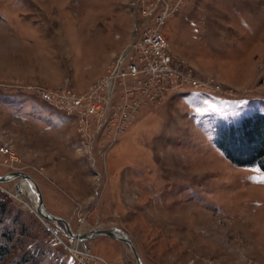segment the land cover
<instances>
[{"label":"rangeland","instance_id":"rangeland-1","mask_svg":"<svg viewBox=\"0 0 264 264\" xmlns=\"http://www.w3.org/2000/svg\"><path fill=\"white\" fill-rule=\"evenodd\" d=\"M155 2L161 24L143 18ZM146 23L200 86L173 78L143 92L116 81L109 99L96 83ZM107 102L115 112L104 120ZM255 110L264 0H0V132L20 157L0 174L28 173L74 232L123 229L143 264H264V170L232 163L215 142ZM22 184L0 181L4 264H79L86 250L92 264H136L120 239L76 242Z\"/></svg>","mask_w":264,"mask_h":264},{"label":"built area","instance_id":"built-area-1","mask_svg":"<svg viewBox=\"0 0 264 264\" xmlns=\"http://www.w3.org/2000/svg\"><path fill=\"white\" fill-rule=\"evenodd\" d=\"M157 3L146 12L147 14L143 16L144 20L147 19L148 15H152L159 21L158 24L163 22L164 15L162 13V16L161 14H156L157 10H159ZM158 27L147 23L144 24L141 36L129 44L110 74L97 81V86H108L109 99L115 92L114 84L116 81L121 83L120 88H125L127 91L141 88L143 92H147L153 82L156 83L161 80L164 82L165 79L171 80L173 78L177 79L178 82L180 81L179 84L185 81L196 87L200 86V79L196 78L191 70L173 66V56L167 50L168 41ZM128 58L130 59L127 61ZM98 107L99 105L95 104L94 101H88L86 109L89 113H97L99 111ZM114 112L111 110L110 102H107L101 109L104 120H108ZM18 160H20L19 155L0 132V163L13 166L14 162ZM77 252L78 250L76 249L72 251L74 257L78 256ZM90 256L92 255L86 250L83 252V256L77 257V260L79 264H92L87 260L90 259Z\"/></svg>","mask_w":264,"mask_h":264},{"label":"trees","instance_id":"trees-1","mask_svg":"<svg viewBox=\"0 0 264 264\" xmlns=\"http://www.w3.org/2000/svg\"><path fill=\"white\" fill-rule=\"evenodd\" d=\"M215 142L232 163L256 165L264 170V111L255 110L243 115L237 122L221 126ZM9 253L8 245L0 241V264H4Z\"/></svg>","mask_w":264,"mask_h":264},{"label":"water","instance_id":"water-1","mask_svg":"<svg viewBox=\"0 0 264 264\" xmlns=\"http://www.w3.org/2000/svg\"><path fill=\"white\" fill-rule=\"evenodd\" d=\"M14 177H19V178H23L26 180H30L33 183V186L35 188L36 195H37V203H36L37 212L39 214H41L45 219L54 220V221H59V220L62 221L66 227L67 234L71 238L78 237L79 239L82 240V239L91 238L94 234L109 235L113 238H117V239H120V240L126 242L131 248V251H132V253L135 257V260H136V264H143L141 257L139 256L132 239L127 234V232H125L123 229L116 227V226H112V227H107V228H93V229L86 230L82 233L74 232V231H72V229L69 225V222L66 219H64L60 216H57L55 214H52L51 212H49L46 209L40 188H39L37 182L28 173L23 172V171H11L9 173L0 174V181L9 180V179H12Z\"/></svg>","mask_w":264,"mask_h":264},{"label":"bare ground","instance_id":"bare-ground-1","mask_svg":"<svg viewBox=\"0 0 264 264\" xmlns=\"http://www.w3.org/2000/svg\"><path fill=\"white\" fill-rule=\"evenodd\" d=\"M21 181H23V184L22 186L19 188L18 190V193H23V194H27L29 195L31 198H32V202H33V206L36 210V203H37V195H36V191H35V188L33 186V183L30 181V180H26V179H23V178H19ZM37 212V210H36ZM38 213V212H37ZM39 214V213H38ZM41 215V214H39ZM67 233V232H66ZM76 240V242L78 241H83L85 239H79L78 237L76 238H73ZM75 243V241H74ZM77 245V244H76Z\"/></svg>","mask_w":264,"mask_h":264}]
</instances>
